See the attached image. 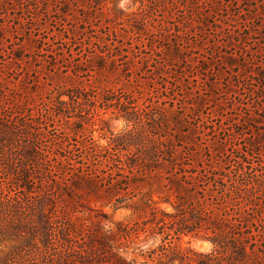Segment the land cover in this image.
<instances>
[{"label":"trees","instance_id":"obj_1","mask_svg":"<svg viewBox=\"0 0 264 264\" xmlns=\"http://www.w3.org/2000/svg\"><path fill=\"white\" fill-rule=\"evenodd\" d=\"M43 2L0 0V33L11 23L33 24V9ZM99 7L103 10L105 4ZM127 17L128 22L136 20L135 15ZM136 23L132 39L138 36L137 45L120 41V31L106 25L100 35L87 39L84 53L69 51V61L64 60L72 69L67 64L57 70L66 83H75L72 91L53 90L54 97L41 106L0 97V242L12 244L0 264H264V164L254 167L246 162L261 151L264 132L242 147L234 144L233 152H224V159L234 163L235 170L230 172L209 154H200L202 143L195 137L192 144L197 149L184 141L197 133L208 134L203 118L189 113L192 106L171 99L172 111L149 105L142 108L123 88L117 93L106 91L100 79L103 75L122 71L126 73L123 79L133 85L136 64L154 72L171 69V62L156 57L158 52L187 60L183 41L173 48L158 43L157 49L149 36L150 23ZM257 75L263 83L264 73ZM261 98L257 99L262 102ZM86 105L115 110L129 130L102 146L85 134L82 120L75 133L83 136L81 140L72 141L66 130L55 129L54 118L79 120L82 115L75 112L81 114ZM253 113L249 111L248 116ZM260 118L258 126L264 124ZM145 124L156 128L155 135L144 131ZM182 127L194 134L177 135ZM50 132L57 135L49 138ZM207 148L210 152L211 147ZM223 149L213 147L218 153ZM235 151L242 155L234 157ZM150 180L168 196L155 201L142 195L140 189ZM7 185L15 191H7ZM113 200L115 210L126 207L137 220L102 225L83 215L93 202L107 206ZM148 224L151 230H160L165 240L201 237L213 250L199 253L166 245L137 250L140 235L150 232Z\"/></svg>","mask_w":264,"mask_h":264},{"label":"rangeland","instance_id":"obj_2","mask_svg":"<svg viewBox=\"0 0 264 264\" xmlns=\"http://www.w3.org/2000/svg\"><path fill=\"white\" fill-rule=\"evenodd\" d=\"M102 3L105 4L103 10L99 7ZM34 8L37 18L33 24L21 27L11 23L0 33V97L26 99L30 106H41L54 97L53 90L72 91L75 83H66L61 78L64 75L57 70L68 64L71 49L75 50L74 54L76 50L84 53L89 43L87 39L100 35V29L106 25L115 26L120 31V41L137 45L138 36L132 39L133 34H137L132 24L146 20L150 23L149 36L156 41L157 49L159 44L173 48L177 41H183L187 60L182 61L169 52H158L156 57L161 55L171 62V69L154 72V68L149 71L143 69L142 64H136L132 78L137 82L133 85L123 79L126 73L122 71L103 75L100 79L106 91L117 93V89L123 88L124 93H130L129 97L136 99L135 105L142 108L149 105L172 111L171 99H176L178 104L185 103L188 108L192 106L194 112L189 113L203 118L208 134L203 137L197 133L184 141L197 149V145L192 144L196 143L195 137V141L202 143L198 152L209 154L214 163L223 165L230 172L235 170L234 163L224 159V152L230 153L234 144L242 147L246 141L264 132V124L258 126L259 116L260 120L264 119V82L257 77V73H264V0H44L42 6ZM128 15H135L137 21L128 22ZM129 29L131 33L125 34ZM54 55L58 62H55ZM68 65L71 70L72 64ZM68 74L72 76L70 72ZM258 97H263L262 102ZM63 99L67 100V97ZM251 110L254 111L253 120L248 116ZM75 113L82 118L70 122L54 118L55 129L66 130L73 137L72 141L83 138L75 134L82 126L80 120L84 122L85 134L102 146L111 137L130 128L115 110H105L100 105L95 110L86 105L81 114ZM148 129V134L151 131L155 135L156 128L152 124L144 125V131ZM188 130L190 128L182 127L176 134H194ZM240 131L245 134L240 135ZM54 134L57 135L50 132L47 137ZM207 146L211 147L210 152L206 151ZM215 146L224 149L221 153L214 152ZM241 155L234 153V157ZM246 162L254 167L261 162L264 164V146ZM6 187L7 191L11 189V185ZM140 191L155 201L169 194L151 180ZM105 204L93 202L91 210L85 208L83 215L102 225L137 220L126 207L115 210V200L107 206ZM166 207L162 205L167 212L172 211ZM147 227L150 229L152 225ZM160 233V230L150 229L149 233L141 234L137 250L146 252L163 245L181 250L191 248L199 253L213 250L212 244L201 237L165 240V235ZM11 248L12 244L0 242V259Z\"/></svg>","mask_w":264,"mask_h":264}]
</instances>
